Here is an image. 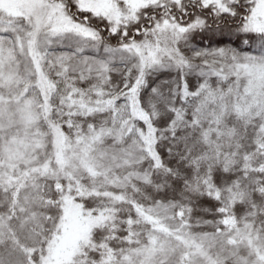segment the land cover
<instances>
[{"label":"snow or ice","instance_id":"1","mask_svg":"<svg viewBox=\"0 0 264 264\" xmlns=\"http://www.w3.org/2000/svg\"><path fill=\"white\" fill-rule=\"evenodd\" d=\"M0 264H264V0H0Z\"/></svg>","mask_w":264,"mask_h":264}]
</instances>
